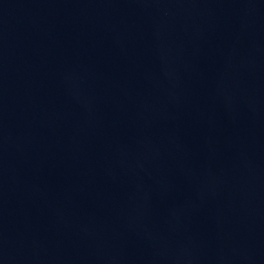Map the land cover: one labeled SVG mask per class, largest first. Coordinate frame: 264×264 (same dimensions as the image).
<instances>
[{"label":"water","instance_id":"obj_1","mask_svg":"<svg viewBox=\"0 0 264 264\" xmlns=\"http://www.w3.org/2000/svg\"><path fill=\"white\" fill-rule=\"evenodd\" d=\"M0 264H264V0H0Z\"/></svg>","mask_w":264,"mask_h":264}]
</instances>
